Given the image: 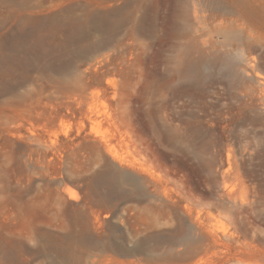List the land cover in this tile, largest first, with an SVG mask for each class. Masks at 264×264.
I'll return each mask as SVG.
<instances>
[{"label":"rangeland","instance_id":"rangeland-1","mask_svg":"<svg viewBox=\"0 0 264 264\" xmlns=\"http://www.w3.org/2000/svg\"><path fill=\"white\" fill-rule=\"evenodd\" d=\"M238 1L0 0V264H264V0L251 43L212 32ZM156 26L209 36L194 87H159Z\"/></svg>","mask_w":264,"mask_h":264},{"label":"bare ground","instance_id":"bare-ground-1","mask_svg":"<svg viewBox=\"0 0 264 264\" xmlns=\"http://www.w3.org/2000/svg\"><path fill=\"white\" fill-rule=\"evenodd\" d=\"M235 7L241 15L240 18L220 19L219 22H216L214 24V29L212 32L220 34L222 32V28H226L228 27L227 25H230L235 29V31L233 32L234 34L232 33V37L234 36L237 39L239 45H244V43H251L252 38H254L255 27H257L254 18L259 16V11L254 7L251 0H240L236 3ZM199 10H202V8H197V10H195L194 17L195 21L201 24L202 21L200 19L202 18V16H200ZM244 17H247L250 21V23H248L247 25L245 22H238L239 20L244 19ZM260 19L261 18H259L258 20L260 21ZM195 21L193 20L194 23ZM214 21H217L216 16H214ZM179 27L186 30L188 24H181ZM180 28H178V31L172 32L173 37H179V35L181 34ZM142 30L145 33L152 32L159 37L157 40L159 42L157 47L158 51H156V53H158L160 57L163 56L166 51L174 52L177 50L176 55L172 57L170 56L166 59L167 63H165L164 66L162 65L165 62L163 61V59H160V62L158 61L155 73L159 87H165L162 86L164 84L171 87L175 86L177 83L184 82L186 88L188 89L198 84L199 80L203 78V56H201V54H197V52L200 53L202 51V48H200V45L202 43L205 45L209 43V36L204 37L203 33L198 34L200 29H195V34H189V42L186 49L184 50V53L181 55L180 53L178 54L179 46L176 42H165L164 34L166 33V31L163 27L156 26L150 30L147 28H142ZM245 33H247L249 37H245ZM226 36L227 35L225 34V37ZM230 67L232 68L233 64L230 63ZM163 81H165V83H162ZM259 82L264 83V77L261 78ZM69 192L73 194L71 190H69Z\"/></svg>","mask_w":264,"mask_h":264}]
</instances>
